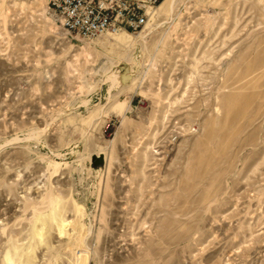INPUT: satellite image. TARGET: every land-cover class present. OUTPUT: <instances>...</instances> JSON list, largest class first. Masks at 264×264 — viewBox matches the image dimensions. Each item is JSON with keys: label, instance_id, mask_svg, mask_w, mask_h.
<instances>
[{"label": "rangeland", "instance_id": "obj_1", "mask_svg": "<svg viewBox=\"0 0 264 264\" xmlns=\"http://www.w3.org/2000/svg\"><path fill=\"white\" fill-rule=\"evenodd\" d=\"M49 1L0 0V264H264V0Z\"/></svg>", "mask_w": 264, "mask_h": 264}, {"label": "built area", "instance_id": "obj_2", "mask_svg": "<svg viewBox=\"0 0 264 264\" xmlns=\"http://www.w3.org/2000/svg\"><path fill=\"white\" fill-rule=\"evenodd\" d=\"M162 0H50L48 9L62 30L84 42L104 35L136 34Z\"/></svg>", "mask_w": 264, "mask_h": 264}, {"label": "bare ground", "instance_id": "obj_3", "mask_svg": "<svg viewBox=\"0 0 264 264\" xmlns=\"http://www.w3.org/2000/svg\"><path fill=\"white\" fill-rule=\"evenodd\" d=\"M158 7V6H157ZM156 10V9H155ZM155 10L152 11V13L150 14V17L154 14ZM150 19V18H149ZM111 37H116V36H121V35H125L124 33H118V34H115V35H111V34H107Z\"/></svg>", "mask_w": 264, "mask_h": 264}]
</instances>
